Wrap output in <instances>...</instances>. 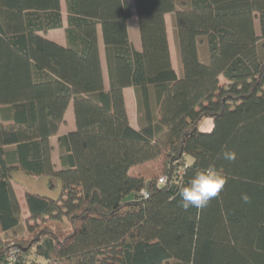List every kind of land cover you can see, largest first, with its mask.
Returning <instances> with one entry per match:
<instances>
[{"label": "trees", "instance_id": "16d2710c", "mask_svg": "<svg viewBox=\"0 0 264 264\" xmlns=\"http://www.w3.org/2000/svg\"><path fill=\"white\" fill-rule=\"evenodd\" d=\"M64 3L61 47L40 35L62 29L61 0H0V264H264V0H135L141 51L127 0ZM70 102L75 130L58 137L56 170L49 140ZM209 166L226 184L185 210L180 189ZM17 171L61 185L58 200L24 193L25 221ZM23 221L26 236L8 238Z\"/></svg>", "mask_w": 264, "mask_h": 264}, {"label": "crops", "instance_id": "0c3cea01", "mask_svg": "<svg viewBox=\"0 0 264 264\" xmlns=\"http://www.w3.org/2000/svg\"><path fill=\"white\" fill-rule=\"evenodd\" d=\"M127 1H128V6H129V20L127 22L129 41L136 51H141V41H140L138 26L136 22L135 0H127ZM61 15H62V24H63L62 29L49 31L46 34L41 33L40 35L43 36L45 39L50 40L61 47H65L67 42H66L64 30L68 26L67 24L68 14L66 11L64 0L63 1L61 0ZM169 21H170V26L172 27V32H174L173 20H172L171 14L165 15L166 33H167L172 68L174 69L176 74L179 76L181 73L180 72L181 68L179 64L178 53L176 52V49L174 48L175 45L173 47L171 44V38L169 36V30H168ZM98 49H99V54H100V62H101V70H102L104 88L105 90H108L109 83H108L107 67H106L105 54H104V44H103L100 29H98ZM174 49H175V52H174ZM201 59L205 61L206 56L204 54L201 55ZM123 98H124L125 109H126V113L128 116L129 124L133 129L139 130L140 122H139V112H138V101H137V95H136L135 89L132 87L123 89ZM149 102L151 104L153 102L152 95L150 96ZM211 128H212V124L209 119H205L200 125V130L203 132H209ZM74 130H75V121H74V114H73V105H72V102H70V104L68 105L65 111L64 120L61 126L59 127L57 136L49 140L51 147H52L51 159H52V163L55 166L56 170L60 169L59 149H58V144H57L58 137L63 136ZM30 178L32 180H39V181L41 180V182H44L45 185L48 184V186L50 184H53V181H54L57 186V190L60 191V194H61V185L59 181L56 179H52L47 176L31 177V176H27L23 174L20 171L15 172L13 174L12 185L19 199L20 205L22 207L23 217L24 216L27 217L26 213L24 215V210L26 211V209H24L23 207L25 204L24 199H23L24 193L26 192L32 193L31 186L30 187L28 186L29 184L27 181V180H30Z\"/></svg>", "mask_w": 264, "mask_h": 264}, {"label": "clouds", "instance_id": "9594fccd", "mask_svg": "<svg viewBox=\"0 0 264 264\" xmlns=\"http://www.w3.org/2000/svg\"><path fill=\"white\" fill-rule=\"evenodd\" d=\"M223 158L233 160L234 153L224 152ZM226 179L214 166L198 171L189 181L187 186L180 189L181 207L202 209L208 206L210 201L216 198L222 191ZM242 199L247 203L250 198L244 195Z\"/></svg>", "mask_w": 264, "mask_h": 264}, {"label": "rangeland", "instance_id": "374dc122", "mask_svg": "<svg viewBox=\"0 0 264 264\" xmlns=\"http://www.w3.org/2000/svg\"><path fill=\"white\" fill-rule=\"evenodd\" d=\"M63 1V0H62ZM254 27H255V30L256 32L258 33V22L257 20H255L254 22ZM169 36L171 38V44L172 46L174 47L175 45V49H176V52H177V47H176V41H175V36H174V32H172V27L170 26V21H169ZM200 51H203L204 48L203 46H200ZM175 49H174V52H175ZM211 122V121H210ZM187 163H190V159L188 158L187 159ZM28 181V186L30 187L31 186V192L32 193H35V194H38L40 196H43V197H47L49 199H52V200H58L59 197H60V191L57 190V186L55 184V182L53 181V184H50L48 186V184H44V182H41V180H32L30 178V180H27ZM25 209V208H24ZM26 211L24 210V215H25ZM27 219L26 216L23 217V220L25 221ZM22 222V224L20 225V227L14 232V234H9L8 235V238H10L11 236L15 235V236H26L27 234V226L25 224V222ZM38 259H36L34 256H31L30 257V261H37ZM40 261V260H38ZM169 264H172L171 262H169Z\"/></svg>", "mask_w": 264, "mask_h": 264}, {"label": "built area", "instance_id": "2783aa9c", "mask_svg": "<svg viewBox=\"0 0 264 264\" xmlns=\"http://www.w3.org/2000/svg\"><path fill=\"white\" fill-rule=\"evenodd\" d=\"M164 182H165V178L164 177H162V178L159 179V184H163ZM141 194L144 197H147V193L145 191H143Z\"/></svg>", "mask_w": 264, "mask_h": 264}, {"label": "water", "instance_id": "95a60500", "mask_svg": "<svg viewBox=\"0 0 264 264\" xmlns=\"http://www.w3.org/2000/svg\"><path fill=\"white\" fill-rule=\"evenodd\" d=\"M134 199V195H129L128 197H126L125 199H124V201L126 202V201H131V200H133Z\"/></svg>", "mask_w": 264, "mask_h": 264}]
</instances>
